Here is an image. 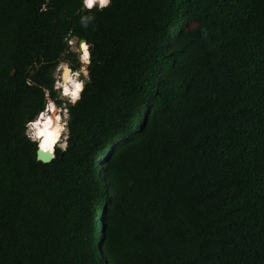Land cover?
<instances>
[{"label":"trees","instance_id":"16d2710c","mask_svg":"<svg viewBox=\"0 0 264 264\" xmlns=\"http://www.w3.org/2000/svg\"><path fill=\"white\" fill-rule=\"evenodd\" d=\"M44 89L68 112L47 163ZM0 264H264V0H0Z\"/></svg>","mask_w":264,"mask_h":264},{"label":"clouds","instance_id":"9594fccd","mask_svg":"<svg viewBox=\"0 0 264 264\" xmlns=\"http://www.w3.org/2000/svg\"><path fill=\"white\" fill-rule=\"evenodd\" d=\"M110 3L111 0H82V7L86 9H92L95 6L98 9H103L108 7ZM93 19L94 17L92 15H81L80 23L82 26L86 27ZM74 39L75 38L68 39V44H73ZM80 47L83 48L80 60L82 61L83 65H87L90 62L89 53L87 51L88 45L81 42ZM79 53H81V50L79 51ZM66 67V64H61L57 67L56 71L61 73L62 75L56 79L53 87L60 91L61 97H66L69 103L75 104L76 101L80 98L79 94L83 89L84 81L88 80L89 77L86 67L81 66L78 71L69 70L70 75H68L67 79L65 80L63 78V69ZM81 74H83L84 80L78 79ZM44 96L46 100L44 108L36 114L34 119L27 120L25 122L24 135L30 141L36 144L38 151L52 153L54 150V146H58L60 150L64 151L67 149L68 140V112L66 109H63V122H61V110L57 109L53 100L49 98L47 89H44ZM61 133H63V139H60ZM41 162L47 163L48 161Z\"/></svg>","mask_w":264,"mask_h":264},{"label":"rangeland","instance_id":"374dc122","mask_svg":"<svg viewBox=\"0 0 264 264\" xmlns=\"http://www.w3.org/2000/svg\"><path fill=\"white\" fill-rule=\"evenodd\" d=\"M71 39H73V38H71ZM80 44H78V42L76 41V39H74V42H73V44H69V46H70V49L72 50V51H74V52H76L77 54H75L77 57H78V62H79V69L81 68V66H84V67H86V65H83L82 64V61L80 60V56H81V53H79V50H78V46H79ZM87 45V44H86ZM61 64H66V63H61ZM60 64V65H61ZM67 65V64H66ZM66 68H68V66L66 67ZM65 69V68H64ZM64 69H63V72H64ZM78 69V70H79ZM78 70H76V71H78ZM73 71V70H72ZM69 75H70V71H69V73H68ZM62 74L61 73H59V72H57L56 71V69H55V71H54V77H55V79H57V78H59L60 76H61ZM68 76V75H67ZM81 76H83V74H81L80 75V77L78 78V79H80V80H82L81 79ZM67 79V78H66ZM65 79V80H66ZM58 90V89H57ZM58 92H59V98H60V100L62 99H67L66 97H61L60 96V91L58 90ZM53 100V102H54V104L56 105V107H57V109H59V110H61V117H62V121L61 122H63V109H65L64 108V106L63 105H59L58 103H56L57 101L55 100V99H52ZM60 139H63V133H61V137H60Z\"/></svg>","mask_w":264,"mask_h":264},{"label":"water","instance_id":"95a60500","mask_svg":"<svg viewBox=\"0 0 264 264\" xmlns=\"http://www.w3.org/2000/svg\"><path fill=\"white\" fill-rule=\"evenodd\" d=\"M81 42H85V40L84 39H79L78 40V44H80ZM86 43V42H85ZM88 45V47H87V49H88V53H90L91 52V49H92V46L90 45V44H87ZM79 51H80V49H79ZM68 69V68H67ZM69 70V69H68ZM36 157H37V159H38V157H39V159L38 160H41V161H51L52 159H53V157H54V150H53V152L50 154V155H46L45 156V154H43L41 151H38V150H36Z\"/></svg>","mask_w":264,"mask_h":264},{"label":"bare ground","instance_id":"6f19581e","mask_svg":"<svg viewBox=\"0 0 264 264\" xmlns=\"http://www.w3.org/2000/svg\"><path fill=\"white\" fill-rule=\"evenodd\" d=\"M84 44H86L85 42H83ZM80 45H81V43H80ZM80 45H79V47H80ZM80 49H81V55H82V52H83V48H81L80 47ZM87 51H88V49H87ZM69 73V70L67 69V68H65L64 69V72H63V78L64 79H66L67 78V75H69L68 74ZM42 152V151H41ZM43 154H45V156L48 154V155H50L51 153H48V152H42Z\"/></svg>","mask_w":264,"mask_h":264},{"label":"flooded vegetation","instance_id":"af4514ba","mask_svg":"<svg viewBox=\"0 0 264 264\" xmlns=\"http://www.w3.org/2000/svg\"><path fill=\"white\" fill-rule=\"evenodd\" d=\"M67 66H68V69H69V70H71V71L73 70V69H72V67H71V66H69L68 64H67Z\"/></svg>","mask_w":264,"mask_h":264},{"label":"built area","instance_id":"2783aa9c","mask_svg":"<svg viewBox=\"0 0 264 264\" xmlns=\"http://www.w3.org/2000/svg\"><path fill=\"white\" fill-rule=\"evenodd\" d=\"M78 47H79V46H78ZM78 49H79V48H78ZM80 50H81V49H80ZM59 65H60V64H59ZM59 65H58V66H59ZM58 66H57V67H58ZM57 67H56V69H57ZM55 82H56V79H55Z\"/></svg>","mask_w":264,"mask_h":264},{"label":"snow or ice","instance_id":"6c2138e0","mask_svg":"<svg viewBox=\"0 0 264 264\" xmlns=\"http://www.w3.org/2000/svg\"><path fill=\"white\" fill-rule=\"evenodd\" d=\"M81 47H84V46H81Z\"/></svg>","mask_w":264,"mask_h":264}]
</instances>
